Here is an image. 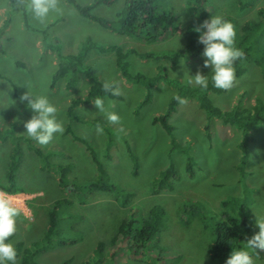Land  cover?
Masks as SVG:
<instances>
[{"label": "rangeland", "instance_id": "374dc122", "mask_svg": "<svg viewBox=\"0 0 264 264\" xmlns=\"http://www.w3.org/2000/svg\"><path fill=\"white\" fill-rule=\"evenodd\" d=\"M90 1L76 0L80 5ZM157 1L174 12L177 26L167 37L154 43L112 33L93 20L81 17L64 0H59L58 10L50 11L43 22L35 18L30 10V0H27L28 24L38 30L51 24L46 29L45 39L41 33L23 26L19 12L12 15L8 30L0 38V131L9 129L12 137L24 138L21 139L24 142L19 141L20 159L15 171V186L30 197L27 201L30 215L17 217L16 234L7 242L14 245L20 241L27 245L40 238L47 225V210L55 199L63 197L71 199L72 203L63 204L59 210L58 233L67 238H79L76 242L38 252L34 260L40 264H79L90 256L97 241L109 240L124 216L131 211L145 216L154 204L160 205L165 213L157 244L163 251V264H213L206 252V245L213 238L209 217H216L222 209L230 211L234 207L233 200L246 205L249 211V238L259 231L256 219H264V122H257L249 131V155L244 174L240 175L236 169L239 129L208 116L194 99L182 98L185 103L175 105L168 118L172 126L170 135L158 122L151 121L165 110L175 94V82L187 84L188 74L194 76L197 71L211 74V69L204 67L205 57L191 62L181 60L172 65L161 59H139L128 55L126 61L130 72L153 75L160 63L164 65L161 76L169 80L168 83L162 78L156 82L148 101L141 103L145 89L123 80L114 65L112 53L91 50L84 63L100 82L113 83L120 89L121 94L117 97L102 99L107 111L121 117V123H109L105 114L99 113L94 101L73 109V116L81 121L66 118L69 100L84 95L87 79L81 74L68 89L63 78L52 83L57 58L46 48L44 41L56 43L62 54L76 52L87 39L96 44H115L137 51L167 52L183 45L187 25L197 28L212 16H227L240 25L246 19L258 18L255 9L264 6V0H244L248 5L243 9L238 0H205L208 10L205 18H201L200 8L188 4L187 0ZM122 5L123 0H116L111 6L98 5L91 14L112 20ZM9 7L10 0H0V23ZM244 66V73L236 78L231 89L219 94L207 93L212 105L228 110L238 101L241 107H249L255 98L264 99V78L258 68L251 62ZM27 91L33 96H46L58 109L57 120L63 122V134H54L46 146H41L25 133L24 124L33 115L26 107L27 101L20 102V97ZM92 120L101 123L110 137L104 130L98 133V126L89 122ZM172 138L176 148L170 142ZM9 139L0 140V184L6 182L5 171L12 145ZM29 143L38 146L42 156L48 158L26 148ZM127 148L137 162L136 170L132 169ZM90 150L106 170L107 180L132 193L126 206H117L109 193L93 191V196L87 197L84 193L75 196L58 186L55 167L46 162L71 164L70 175L75 181L89 182L97 176ZM169 162L176 172L172 190L151 194V180ZM187 163L190 169L186 167ZM77 198L83 203L77 202ZM224 200L230 202L222 205ZM185 205H194L196 214L186 212ZM252 257L254 264H264V251L252 252ZM131 264L143 263L132 261Z\"/></svg>", "mask_w": 264, "mask_h": 264}, {"label": "trees", "instance_id": "16d2710c", "mask_svg": "<svg viewBox=\"0 0 264 264\" xmlns=\"http://www.w3.org/2000/svg\"><path fill=\"white\" fill-rule=\"evenodd\" d=\"M67 4L83 18H88L96 22L101 27L116 33L124 35L133 40L143 43H154L161 41L169 34H171L177 26V16L170 9L165 8L163 4L157 0H123V5L115 14L112 20H106L99 16L91 14V10L98 5L111 6L116 0H91L87 4L80 5L76 0H64ZM188 4L200 8V17L205 18L207 8L205 0H187ZM239 7L243 9L248 5V1L238 0ZM27 0H10V7L0 23V38L8 30L11 17L13 14L19 12L23 26L26 29L39 32L43 39L47 35V27L44 30H38L31 27L27 21L26 14ZM258 18L246 19L240 25L227 17L223 16L225 20L230 21L236 30V37L234 46L244 51L245 57L237 60L234 63L236 78L240 77L244 71L246 62L253 63L259 70L261 77L264 78V6L255 9ZM191 25L186 26V33L184 34L183 45L176 49L167 52L160 51H137L134 48H122L115 44H96L87 39L81 43L79 49L74 53L62 54L59 46L56 43L45 42L46 48L52 50L57 58L55 71L52 75V83L58 78L65 80V87L68 89L72 84L78 80L81 74H84L87 79V87L84 95L74 97L69 100L66 108L67 120L81 121L79 117L73 116V109L81 104H86L94 101L97 97L114 98L116 95L106 93L102 89V82H100L95 74L91 71L89 66L84 63L87 53L91 50L98 52H110L113 55L114 65L119 71L120 76L124 81L140 85L145 89L144 97L141 103H145L151 96V89L160 79L168 78L161 76L164 65L158 63L156 65V73L149 76H144L140 73H133L128 70L126 58L132 54L139 59L165 60L172 65L179 61H194L202 57L204 45L199 43V36L201 35ZM1 51V45H0ZM169 83V82H168ZM176 89L165 110L152 117L151 121L158 122L165 132L170 135L172 126L168 122L170 114L174 111L175 105L178 103L176 97L192 98L197 102V105L204 110L208 116L220 119L222 123L233 124L239 129V141L237 148L239 150L238 163L236 169L243 175V168L248 159V141L250 140L249 131L257 122H264V99L255 98L254 103L249 107H241L239 101L228 110H222L210 103L207 96L208 92L221 93L224 90L213 86L211 77L209 76V86L207 89L199 86H192L184 83H174ZM101 128L104 126L96 120L89 121ZM106 135L109 133L106 128L103 129ZM7 138L12 141L9 164L6 167L5 183L0 184V189L7 192H20L23 189L15 186V171L20 159V145L19 141L24 139L20 136H11L9 129L0 131V140L5 141ZM12 138V139H11ZM23 141V140H21ZM24 142V141H23ZM174 148L177 147L174 139L170 140ZM111 141L106 144L110 145ZM29 150L35 154L42 156L41 149L34 143L27 144ZM182 150V149H180ZM130 160L132 162V169H137V162L133 156L130 155V150L127 148ZM90 158L95 165L97 176L96 179L89 182L75 181L74 177L70 175L72 165L68 163L51 164L55 167L57 173L56 181L58 186L64 188L74 195L87 194V197L93 194V191L104 192L111 194V198L119 207L127 205L132 196L130 191L119 188L114 183L107 180L108 176L102 164L96 159L92 150L89 151ZM48 158L47 155L42 156ZM186 167L191 168L187 163ZM49 168V167H47ZM176 179V172L170 164L159 170L156 176L150 182V192L155 195L163 190L171 191L173 188V180ZM93 196V195H92ZM92 199V198H91ZM77 202L83 203L81 199L77 198ZM232 201V199L230 200ZM230 201H222L221 204H228ZM234 207L228 211L222 209L216 217H209L208 222L213 238L206 245V252L213 264H225L227 258L234 248H239L249 238V231L251 229V216L247 210L246 205L238 203L233 200ZM72 203L71 199L58 198L55 199L51 207L47 210V225L40 238L31 241L24 245L18 241L14 243L17 249L16 264H40L34 260V255L40 251L53 248L67 243L76 242L79 238H67L58 233V225L60 223L59 210L63 204ZM194 205H185V211L196 214ZM131 210V208H129ZM192 210V211H191ZM163 208L154 204L151 206L145 216H141L136 211L129 212L118 223L114 234L108 241L99 240L96 242L90 256L80 262L79 264H131L132 261H141L143 264H155V262L163 264V251L158 247V232L162 228L164 219ZM197 216V215H194ZM204 218V216H202ZM206 226V224H205ZM164 256V255H163Z\"/></svg>", "mask_w": 264, "mask_h": 264}, {"label": "clouds", "instance_id": "9594fccd", "mask_svg": "<svg viewBox=\"0 0 264 264\" xmlns=\"http://www.w3.org/2000/svg\"><path fill=\"white\" fill-rule=\"evenodd\" d=\"M58 2L59 0H30V10L37 20L43 22L50 11L58 10ZM201 29L206 31L201 32ZM194 31L201 32L198 42L204 45L202 52L206 58L204 67L210 68L211 74L204 75L197 71L191 76L187 73L189 77L187 84L207 89L210 76L214 87L222 90L231 89L236 81L234 63L245 57L244 51L234 46L236 37L234 25L221 16H212ZM102 89L112 95L121 94L120 89L113 83L104 82ZM176 99L180 103H185L179 97ZM24 101H27L26 107L33 112L32 117L24 124L28 137L41 146H46L52 141L54 134H63V122L57 120L58 109L46 96H33L27 91L20 97V102ZM94 104L99 113L105 114L109 123L114 125L121 123V117L117 113L106 110L103 99L97 97ZM97 132L102 133L103 128L98 126ZM18 203L9 193L0 191V264H16L17 261V249L7 241L17 231V217L21 214ZM256 224L259 231L246 238L238 250L233 249L225 264H254L252 252L258 254L259 251H264V219L257 218Z\"/></svg>", "mask_w": 264, "mask_h": 264}, {"label": "built area", "instance_id": "2783aa9c", "mask_svg": "<svg viewBox=\"0 0 264 264\" xmlns=\"http://www.w3.org/2000/svg\"><path fill=\"white\" fill-rule=\"evenodd\" d=\"M0 191L3 190L0 189ZM7 193H9L11 196H13L16 199V201L19 202L17 206L21 208V214L25 217L29 216L30 215L29 208L27 207V201L30 198L29 195L22 192H7Z\"/></svg>", "mask_w": 264, "mask_h": 264}]
</instances>
